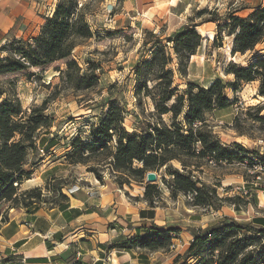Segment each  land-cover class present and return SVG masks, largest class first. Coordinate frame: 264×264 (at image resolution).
Returning <instances> with one entry per match:
<instances>
[{
	"label": "trees",
	"instance_id": "16d2710c",
	"mask_svg": "<svg viewBox=\"0 0 264 264\" xmlns=\"http://www.w3.org/2000/svg\"><path fill=\"white\" fill-rule=\"evenodd\" d=\"M206 13L207 10H203L198 16L201 18ZM86 16V8L80 0H59L51 16L45 18L37 37L29 41L14 38L2 48L10 55L0 61V75L26 72L31 80L37 76L32 70L64 62L65 69L58 72L65 89L74 94L97 91L99 94L101 80L96 69H83L73 57L79 42L94 37ZM217 23L219 31L213 40L214 46L222 47L220 31L228 30L229 36H234L233 55L253 52L264 41V8L256 9L246 18L233 12ZM201 25L185 26L167 38L166 43L154 32H146L151 39L144 42L143 48L148 49L149 59L134 68L138 79L135 96L140 102L144 98L151 99L157 122H150L139 134L131 133L124 128L126 108L112 99H101L95 102L102 107L100 123L91 127L86 139L81 133L72 139L65 156L68 165L87 166L94 160L98 166H108L116 176L114 184L120 189L131 187V181L142 184L148 173H159L166 168L171 178L168 189L174 196L188 194L193 206L217 209V202H223L218 188L207 186L195 173H201L208 162L245 164L250 161L253 166L260 156L236 143L233 148L224 145L208 125L206 116L226 109L230 105L227 90L233 89L236 93L242 83L259 82L258 96L264 98V59L258 58L248 67L232 64L228 75L235 77L233 83L225 84L222 80L207 86L191 83L181 91L175 87V72L187 76L191 58L202 48V36L197 29ZM174 64L176 69L172 68ZM56 89L53 99L59 95L58 86ZM94 100L89 98L87 102ZM48 103L46 100L30 111L24 109L16 96L0 103V214L7 213L5 208L34 213L44 204L43 189L22 192L21 187L37 170L38 165L31 164L30 159L39 154L37 142L42 132L52 128V120L46 115ZM263 110L262 105L255 108V120L264 122L259 117ZM164 117H169V123ZM54 141L52 139L51 143ZM51 143L50 148L54 146ZM175 162L181 168H176ZM88 173L103 183L105 178L99 168L89 166ZM63 187L60 185L57 190L60 198L57 205L69 201L62 194ZM45 189L52 190L50 185ZM155 189V185L147 184L144 191L143 199L152 209L156 208ZM5 214L3 220L7 219ZM253 223L257 226L227 219L218 226L194 232L188 249L178 255L173 264H264V219H254ZM252 226L259 230L254 236H247L255 231ZM178 234L179 230L174 228L162 230L152 226L146 234L137 235L114 249L169 252Z\"/></svg>",
	"mask_w": 264,
	"mask_h": 264
},
{
	"label": "rangeland",
	"instance_id": "374dc122",
	"mask_svg": "<svg viewBox=\"0 0 264 264\" xmlns=\"http://www.w3.org/2000/svg\"><path fill=\"white\" fill-rule=\"evenodd\" d=\"M80 1L86 8L87 22L94 37L79 42L73 57L83 69L87 70L91 67L96 69L101 80L99 94L98 91L92 94H74L65 89L58 72L59 69H65L64 62L32 70L37 76L31 80L26 77V72L0 75V103L16 96L21 100L24 109L30 111L33 107H40L49 100L46 115L52 120V128L43 131L42 135L46 136V140L56 139L58 146L54 149L41 146L37 158L30 159L31 164L38 165L39 173L34 177V179L38 178L36 181H40L39 175L44 172L41 179L44 185L41 189H43L44 204L48 207L55 206L60 201L57 192L60 185L64 186L62 189L64 196L68 194L65 192L66 189L69 192L74 188L88 187L90 179L95 178L93 174L88 173L89 166L99 168L105 178L104 186H107L108 190L115 189L112 184L116 182V176L108 166L103 164L98 166L94 160L87 166H70L65 159L72 139L79 133L86 139L91 127L100 123L102 107L95 102L112 99L124 106L127 111L124 128L131 133L139 134L150 122H157L151 99L144 98L140 102L135 96L138 79L134 74V68L149 59L148 49L143 48L144 42L151 39L146 32H154L166 43L167 38L185 26H199L206 22L197 28L201 29L205 36L201 34L202 48L191 58L187 76L182 77L175 72V87H179L181 91L191 83L201 86H207L215 80H222L225 84L233 83L235 77L228 75L232 64L248 67L258 58L264 59V43L253 52L233 55L234 36H229V31L225 29L219 34L223 41L222 47L214 46L213 40L219 31L217 20L223 19L234 10L241 8L243 10L246 6L241 2L236 3L237 0H188L186 5L182 4L176 9L169 7L171 0ZM58 2L59 0H39L38 10L35 11L36 18H39L38 25L30 35L20 39L29 41L37 37L45 23V18L51 16ZM203 10H207V13L200 18L198 13ZM39 13L45 16H40ZM214 14L218 16L215 17ZM247 14H243L244 18ZM209 35H213V38H209ZM13 39L8 40L5 45ZM5 45L0 48V61L6 60L10 55L8 51H3ZM172 68L176 69V65L174 64ZM56 86L59 95L53 99L57 91ZM259 86V82L242 83L236 93L233 89H228L226 94L230 105L224 110H215L206 116L208 125L224 145L233 148V142H236L248 150H255L260 156L256 158L253 166L250 165V161L245 164L208 162L203 166L201 173H195L207 186L218 188V196L223 202H217L216 210L193 206L188 194L180 193L174 196L168 189L171 178L166 168L157 173L158 181L152 184L156 186L155 207L161 213L157 222L166 229L179 230L176 241L173 242L176 248L169 249V252L173 251L172 255L184 254L190 235L196 232V228L200 230L209 228L213 219L220 214L224 215L230 210H235L238 212L239 220H252L254 217L264 216V208L259 209L264 197V122L254 118L255 108L258 105L264 106V99L258 96ZM89 98L95 99L94 102H87ZM259 117L264 119V110ZM164 120L169 123V117H164ZM237 126L238 130H235ZM174 166L181 168L177 162ZM131 184V187L124 186L119 197L127 199L131 204H139L147 208L142 202L138 203L140 198L144 197L145 187L148 184L146 178L142 184L134 181H131ZM47 185L51 186L50 192L45 189ZM74 191L76 192L77 189ZM6 210L5 208L4 212L11 213V209ZM257 232L253 230L252 234L246 235L254 236ZM156 262H160V258Z\"/></svg>",
	"mask_w": 264,
	"mask_h": 264
},
{
	"label": "crops",
	"instance_id": "0c3cea01",
	"mask_svg": "<svg viewBox=\"0 0 264 264\" xmlns=\"http://www.w3.org/2000/svg\"><path fill=\"white\" fill-rule=\"evenodd\" d=\"M187 1L171 0L169 7L176 9L186 5ZM239 2L246 6L233 12L241 18L245 13H248L247 17L256 9L264 8V0H237L236 3ZM38 4L39 0H0V48L8 40L26 37L36 29ZM56 141L51 143L41 135L37 146L40 150L41 146L45 148L51 143L54 149L58 146ZM260 154L263 155L262 152ZM36 173H39L38 169L33 178L22 185L21 191L43 188L41 179L44 172L39 175L40 181L34 179ZM112 185L115 189L108 190L104 182L91 178L88 187H80L74 193L66 189L67 203L49 207L42 204L34 213L11 209V213L5 214L6 220H3L4 214H0V264H173L182 253L172 255L173 251L151 253L138 249L128 252L114 249V246L137 235L146 234L152 226L162 230L166 228L157 222L161 213L157 208H150L143 196L138 203L142 202L147 208L119 197L123 189L114 183ZM261 205L259 209L264 208V197ZM237 214L235 210L220 214L209 227L218 226L227 219L241 224H254V219H264V216H257L252 220H239ZM256 226L252 227L259 230ZM192 240L193 234L186 250ZM159 258L160 262H156Z\"/></svg>",
	"mask_w": 264,
	"mask_h": 264
},
{
	"label": "water",
	"instance_id": "95a60500",
	"mask_svg": "<svg viewBox=\"0 0 264 264\" xmlns=\"http://www.w3.org/2000/svg\"><path fill=\"white\" fill-rule=\"evenodd\" d=\"M158 181V174L155 172H150L146 176V182L148 184H154Z\"/></svg>",
	"mask_w": 264,
	"mask_h": 264
},
{
	"label": "bare ground",
	"instance_id": "6f19581e",
	"mask_svg": "<svg viewBox=\"0 0 264 264\" xmlns=\"http://www.w3.org/2000/svg\"><path fill=\"white\" fill-rule=\"evenodd\" d=\"M199 30V32H200V34H202V35H204L205 36V33H203V31L201 30V29H198ZM209 38H213V35H209L208 36ZM259 98H261V99H264L263 97H259ZM257 100V99H256ZM257 102V101H256ZM259 103H261V102H258V104Z\"/></svg>",
	"mask_w": 264,
	"mask_h": 264
},
{
	"label": "built area",
	"instance_id": "2783aa9c",
	"mask_svg": "<svg viewBox=\"0 0 264 264\" xmlns=\"http://www.w3.org/2000/svg\"><path fill=\"white\" fill-rule=\"evenodd\" d=\"M75 189H77V191L79 190V188H74V189H71L70 191H69V193H74L75 191ZM176 248V246H175V244H173V246H171V250H174Z\"/></svg>",
	"mask_w": 264,
	"mask_h": 264
}]
</instances>
